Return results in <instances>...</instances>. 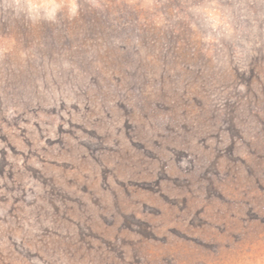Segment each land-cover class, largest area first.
<instances>
[{
    "label": "rangeland",
    "instance_id": "rangeland-1",
    "mask_svg": "<svg viewBox=\"0 0 264 264\" xmlns=\"http://www.w3.org/2000/svg\"><path fill=\"white\" fill-rule=\"evenodd\" d=\"M102 1L0 0V264H264V0Z\"/></svg>",
    "mask_w": 264,
    "mask_h": 264
},
{
    "label": "trees",
    "instance_id": "trees-1",
    "mask_svg": "<svg viewBox=\"0 0 264 264\" xmlns=\"http://www.w3.org/2000/svg\"><path fill=\"white\" fill-rule=\"evenodd\" d=\"M95 2H96L97 4H101V5L103 4V1H102V0H95ZM259 217H260V216H259ZM260 240L264 242V237L260 238Z\"/></svg>",
    "mask_w": 264,
    "mask_h": 264
}]
</instances>
